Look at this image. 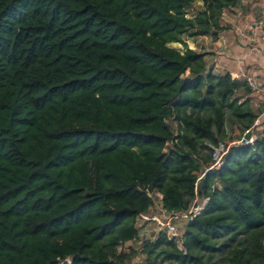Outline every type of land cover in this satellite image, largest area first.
Masks as SVG:
<instances>
[{
	"label": "trees",
	"instance_id": "obj_1",
	"mask_svg": "<svg viewBox=\"0 0 264 264\" xmlns=\"http://www.w3.org/2000/svg\"><path fill=\"white\" fill-rule=\"evenodd\" d=\"M194 1L0 0V264H264V119L209 171L227 123L243 134L264 107L169 47L216 40L239 0L188 18ZM148 193L203 207L178 239L117 251L154 213Z\"/></svg>",
	"mask_w": 264,
	"mask_h": 264
},
{
	"label": "crops",
	"instance_id": "obj_2",
	"mask_svg": "<svg viewBox=\"0 0 264 264\" xmlns=\"http://www.w3.org/2000/svg\"><path fill=\"white\" fill-rule=\"evenodd\" d=\"M259 19L264 20V0H239L236 7L222 13V31L218 33L216 40L211 39L209 53L202 51L201 47H196L197 42L194 40L185 43L193 45L191 50L205 55L207 66L211 67L216 75L228 73L233 76L242 72L245 76L264 82V58L254 49H264V40L258 46H253L241 36L252 22Z\"/></svg>",
	"mask_w": 264,
	"mask_h": 264
},
{
	"label": "built area",
	"instance_id": "obj_3",
	"mask_svg": "<svg viewBox=\"0 0 264 264\" xmlns=\"http://www.w3.org/2000/svg\"><path fill=\"white\" fill-rule=\"evenodd\" d=\"M246 32H243L241 36L245 38L249 44L258 46L264 40V20L259 19L252 22ZM254 49H257L259 54L264 58V49L261 47H255ZM231 77L235 80L243 79L252 93L264 94V82L260 81L259 79L245 76L242 72H239ZM260 123L261 117H258L254 121L252 127L244 131L238 141L228 145L226 143L220 142L216 146L212 147L210 151V157L213 163L209 171H216L222 166L225 150L232 144L253 146L257 137V134L255 135V131L257 133ZM247 135L248 137H246ZM148 196L153 199L155 214H140L137 217V221L154 223L158 227L159 231H164L171 239L179 238L178 228L175 225L176 222L179 220H191L202 210L203 207V203L199 202L197 197H195L189 208L186 210H167L162 206L161 196L158 193H148Z\"/></svg>",
	"mask_w": 264,
	"mask_h": 264
},
{
	"label": "rangeland",
	"instance_id": "obj_4",
	"mask_svg": "<svg viewBox=\"0 0 264 264\" xmlns=\"http://www.w3.org/2000/svg\"><path fill=\"white\" fill-rule=\"evenodd\" d=\"M203 8V4L201 1L196 0L194 1L191 5H189L188 7L185 8V15L188 18H194L199 11H201ZM183 39H185V41H189V40H194L197 42V45H195L196 47H201L202 51L209 53L210 49H211V35L208 36H204V37H196V38H187V37H183ZM169 47L174 48L180 52H183L185 50V48L191 49L193 48V45L191 44H186V46L180 45V44H170ZM195 51V50H194ZM183 79H188L190 78L189 73H186L182 76ZM250 99L254 105L255 108H261L264 107V94L262 93H252L250 95ZM261 120L264 119V111L261 114ZM226 120L228 122V114L226 116ZM168 123L171 125V127L175 130V124L172 123L171 121H168ZM226 133H227V138L225 139V141L223 143H229V142H236L237 140H239L242 136V132L235 126H230L228 123L225 127ZM259 129H257V133L255 131V135L258 134ZM230 144V143H229ZM171 147V145H168L166 147L167 150H169ZM207 153V152H205ZM155 214V211L154 213ZM188 222V220H179L176 222V226L178 228V233L179 235L182 234L186 223ZM137 227L138 229V233H139V237L137 240L132 241V242H128L126 244H124L121 248H118L117 251H120V249L124 250V251H128V250H135L137 252H140L142 249L143 244L146 241H153L156 234L159 232L158 227L152 223V222H139L137 221ZM144 263V256L141 254H138L137 256H135L130 264H143ZM153 264H160L158 261L154 262ZM162 264H168V263H162Z\"/></svg>",
	"mask_w": 264,
	"mask_h": 264
},
{
	"label": "water",
	"instance_id": "obj_5",
	"mask_svg": "<svg viewBox=\"0 0 264 264\" xmlns=\"http://www.w3.org/2000/svg\"><path fill=\"white\" fill-rule=\"evenodd\" d=\"M59 264H69V261L68 260H64L63 262H61Z\"/></svg>",
	"mask_w": 264,
	"mask_h": 264
}]
</instances>
